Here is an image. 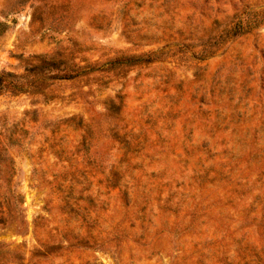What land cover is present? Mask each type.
I'll use <instances>...</instances> for the list:
<instances>
[{"label": "rangeland", "instance_id": "1", "mask_svg": "<svg viewBox=\"0 0 264 264\" xmlns=\"http://www.w3.org/2000/svg\"><path fill=\"white\" fill-rule=\"evenodd\" d=\"M3 73L0 264H264V0H0Z\"/></svg>", "mask_w": 264, "mask_h": 264}, {"label": "trees", "instance_id": "2", "mask_svg": "<svg viewBox=\"0 0 264 264\" xmlns=\"http://www.w3.org/2000/svg\"><path fill=\"white\" fill-rule=\"evenodd\" d=\"M9 78H18L10 73L0 74V94L6 90H12L15 92H22L23 84L16 83L9 80ZM31 88H34V84L31 85Z\"/></svg>", "mask_w": 264, "mask_h": 264}]
</instances>
